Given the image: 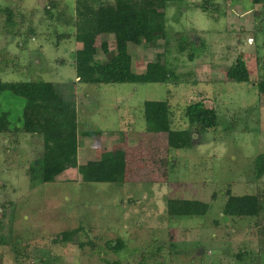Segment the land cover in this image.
Instances as JSON below:
<instances>
[{
    "label": "rangeland",
    "instance_id": "obj_1",
    "mask_svg": "<svg viewBox=\"0 0 264 264\" xmlns=\"http://www.w3.org/2000/svg\"><path fill=\"white\" fill-rule=\"evenodd\" d=\"M201 1L167 5L165 52L163 39L135 46L116 41L112 34L94 36L95 60L127 52L132 71L140 73L162 53L160 59L179 75L178 84H91L75 83L74 59L82 44L73 36L74 0H0V81L74 82L77 93L75 153L62 173L39 183L29 178V167L41 156L43 138L20 131L24 99L0 92V110L7 112L14 129L0 133L2 234L31 246L33 256L24 264H264V174H254L255 157L264 153V94L256 87L258 55L264 59V0H211L217 9L209 6L208 13L199 8ZM3 8L18 22L6 23ZM63 32L71 36L57 40ZM176 33L201 39V45L194 43L193 60L187 50L176 52ZM102 40L108 53L100 47ZM239 53L251 83L226 74ZM146 100H168L174 128L185 126L184 107L200 100L215 108L218 125L195 131L190 147L169 149L165 133L144 129ZM104 150L125 156L124 180L82 181L77 166ZM227 192L259 193V214L224 215ZM170 198L200 200L210 208L202 216L170 217ZM77 227L82 230L71 241L57 239L63 230ZM117 238L124 240V248L113 253L105 241ZM0 254L1 264L24 262L15 260L8 245H0Z\"/></svg>",
    "mask_w": 264,
    "mask_h": 264
},
{
    "label": "trees",
    "instance_id": "obj_2",
    "mask_svg": "<svg viewBox=\"0 0 264 264\" xmlns=\"http://www.w3.org/2000/svg\"><path fill=\"white\" fill-rule=\"evenodd\" d=\"M74 1L75 31L73 36L77 42L82 44L81 54L74 59L75 76L78 79L75 83L178 84L180 82L175 68L171 67L165 58L160 59L162 53L157 54L156 60L147 62L145 70L140 73L132 71L131 55L127 52H117L103 62L95 60L97 48L94 45V36L112 34L116 41L129 42L135 46H148L163 39L166 45L165 52L169 40L164 11L168 4L182 0H114L113 3L103 0ZM252 2L257 4L261 0H252ZM262 5L264 6V1ZM209 6L217 9L216 3L211 0H202L199 4V8L206 13L209 12ZM2 11L6 14V23L18 22V18L14 20L8 9L3 8ZM254 29L258 32V29ZM70 36L69 32L58 33L57 40ZM175 37L176 52L185 53L187 50L188 58L193 60L194 43L197 44L198 41L201 45V39H192L190 35L184 36V33H176ZM100 47L104 53L109 52L107 41L102 40ZM263 60L258 55L256 62L258 65L261 63V69H259L261 71L256 87L261 94H264ZM226 74L230 80L250 82V71L241 53L235 57ZM0 92H10L24 99L22 130H18L37 134L43 138L41 156L30 165L29 178L33 182H50L65 170V162L76 150L78 117L74 82L73 84L70 82L55 84L40 79L0 81ZM142 112L146 122L145 131L165 133L169 149L190 147L192 134L195 131L200 133L215 130L218 125L215 108L206 107L200 100L184 107L183 118L186 119V123L183 128L172 127V109L168 100H146L142 104ZM13 131L14 129L10 128L7 112L0 110V133H12ZM86 133L93 134L92 132ZM126 170V159L123 154L104 150L97 158L86 164H79L77 176L84 182L121 183L126 176ZM254 174L256 178L264 174V153L255 157ZM226 194L227 199L222 209L224 215L252 217L259 214L262 207L261 199H263L259 193L239 196L231 195L229 192ZM166 207L170 217H190L206 214L210 205L200 200L170 198L166 202ZM3 228V216H1L0 245L10 246L16 261L30 260L33 252L28 242L14 241L11 236H4ZM81 230V227L65 229L60 232V237L57 239L63 243L69 242ZM88 243L93 244L90 240ZM105 247L113 253H118L124 248V240L122 238H117L115 242L107 240ZM161 247L162 245L158 249L161 250ZM102 260L108 263V259L102 258ZM1 262L0 254V264ZM24 263L25 261L22 262ZM109 264H119V262L113 260Z\"/></svg>",
    "mask_w": 264,
    "mask_h": 264
}]
</instances>
